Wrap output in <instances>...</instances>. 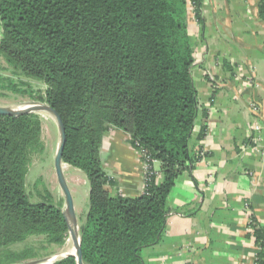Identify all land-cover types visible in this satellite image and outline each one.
<instances>
[{
	"label": "trees",
	"instance_id": "obj_1",
	"mask_svg": "<svg viewBox=\"0 0 264 264\" xmlns=\"http://www.w3.org/2000/svg\"><path fill=\"white\" fill-rule=\"evenodd\" d=\"M189 1L202 24L201 0H0V57L15 76L44 85L38 100L65 126L63 161L90 187L80 229L84 264H146L143 252L158 246L167 228L170 194L201 160L202 150H192L205 111L193 76ZM3 82L18 92L11 77L0 75V88ZM111 132L127 134L148 167L139 197L109 191L118 183L101 153ZM42 134L36 114L0 116V264L35 258L33 249L12 252L32 237L56 246L69 238L65 211L33 203L27 192ZM257 226L256 264H264V228ZM54 264L78 262L71 256Z\"/></svg>",
	"mask_w": 264,
	"mask_h": 264
},
{
	"label": "crops",
	"instance_id": "obj_2",
	"mask_svg": "<svg viewBox=\"0 0 264 264\" xmlns=\"http://www.w3.org/2000/svg\"><path fill=\"white\" fill-rule=\"evenodd\" d=\"M201 1L203 23L197 21V40L192 36L199 101L209 106L200 113L192 150L207 157L177 181L163 239L143 252L146 264H256L260 251L246 232L244 206L264 228L263 0ZM255 101L258 117L250 107ZM203 125L205 137L197 140ZM101 159L118 183L111 195L144 193V164L127 134L111 132Z\"/></svg>",
	"mask_w": 264,
	"mask_h": 264
},
{
	"label": "rangeland",
	"instance_id": "obj_3",
	"mask_svg": "<svg viewBox=\"0 0 264 264\" xmlns=\"http://www.w3.org/2000/svg\"><path fill=\"white\" fill-rule=\"evenodd\" d=\"M189 9L191 21H193L191 33L193 32L194 40H197V20L194 18V8L190 1ZM195 54L197 56V52ZM194 70H196L195 82L197 87V62ZM0 75L6 78L11 77L18 88V92H15L9 88V82L2 83L0 107L20 109L33 104L47 105L38 100L39 97L45 94L44 85L34 79L20 75L15 76L2 57H0ZM208 106V102L202 105V111L208 112ZM44 114H36L41 118L43 125L42 149H37L31 156L28 166L27 192L33 203L49 202L65 211V196L58 182L55 169V158L60 146V130L55 117L46 112ZM64 174L73 195L80 233L82 222L85 221L82 214L85 212V215L89 208L90 187L84 175L69 165L65 164ZM26 249H33L36 257L19 264H54L67 254L74 253L75 246L69 233V238L64 245H50L44 237H32L25 244L13 247L12 252L20 253Z\"/></svg>",
	"mask_w": 264,
	"mask_h": 264
},
{
	"label": "water",
	"instance_id": "obj_4",
	"mask_svg": "<svg viewBox=\"0 0 264 264\" xmlns=\"http://www.w3.org/2000/svg\"><path fill=\"white\" fill-rule=\"evenodd\" d=\"M42 112H46L54 116L55 119L57 120L60 130V146L55 158V169H56L58 182L65 196V201H66L65 214L69 225V232L72 236V240L75 246L74 253L67 254L66 256L63 257V259L73 256L76 257L78 264H84L83 252L81 247V237L79 233L78 220L75 212L74 200L64 174L65 163L63 161V153L66 145V130L61 116L58 114L57 111H55L48 105L33 104L20 109L0 107V116L19 117L27 114H38Z\"/></svg>",
	"mask_w": 264,
	"mask_h": 264
},
{
	"label": "built area",
	"instance_id": "obj_5",
	"mask_svg": "<svg viewBox=\"0 0 264 264\" xmlns=\"http://www.w3.org/2000/svg\"><path fill=\"white\" fill-rule=\"evenodd\" d=\"M249 83H251V85L254 83L252 79H250ZM251 111L253 113V115L255 117H258L260 115V110H261V106L259 104V102H252L251 105ZM253 129L257 132H261L263 130V127L260 126L259 123H255L254 126H253ZM200 156H201V159H205L207 157V154L204 150H202L200 152ZM144 166H143V169H144V184H145V188H146V181H147V178H146V173H147V170H148V167L146 165V163H144ZM145 191V190H144ZM244 216H245V221L247 222V229H246V232L252 237L254 238V235H255V231L257 229V222H256V219L255 217L252 215L251 213V210H250V205L249 204H245L244 206Z\"/></svg>",
	"mask_w": 264,
	"mask_h": 264
},
{
	"label": "bare ground",
	"instance_id": "obj_6",
	"mask_svg": "<svg viewBox=\"0 0 264 264\" xmlns=\"http://www.w3.org/2000/svg\"><path fill=\"white\" fill-rule=\"evenodd\" d=\"M44 113H45V112H42V114H44ZM44 115H46V114H44ZM70 242H71V241H70ZM73 249H74V248H73ZM73 249H72V250H73Z\"/></svg>",
	"mask_w": 264,
	"mask_h": 264
}]
</instances>
